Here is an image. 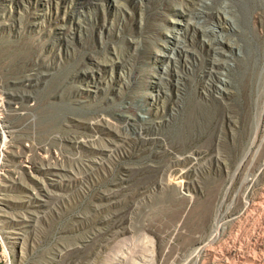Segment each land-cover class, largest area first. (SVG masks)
I'll use <instances>...</instances> for the list:
<instances>
[{"label":"rangeland","instance_id":"1","mask_svg":"<svg viewBox=\"0 0 264 264\" xmlns=\"http://www.w3.org/2000/svg\"><path fill=\"white\" fill-rule=\"evenodd\" d=\"M0 88V264H264V0H0Z\"/></svg>","mask_w":264,"mask_h":264},{"label":"built area","instance_id":"2","mask_svg":"<svg viewBox=\"0 0 264 264\" xmlns=\"http://www.w3.org/2000/svg\"><path fill=\"white\" fill-rule=\"evenodd\" d=\"M0 97L3 98V99H7L9 100V93L4 91V89H1L0 88ZM13 98H10V100H12ZM13 101V100H12ZM17 102L13 101V104L11 105V107L15 108V111L17 112V115H25V114H28V116L30 117L29 119V122H32L33 121V118L31 117L32 113H28V112H24L22 111L21 109L23 107L19 106L16 104ZM2 115V116H1ZM16 115V116H17ZM4 117H3V113L2 111L0 110V140L3 139V134H2V131H1V127L2 125L4 124ZM15 119H12L11 120V123L14 124V121ZM35 144H41V143H37V142H34L33 145H30L29 143H26V146H29V148L27 147H24V148H27V151H31L34 147ZM43 144V143H42ZM20 148H23L21 145H16L14 143V139H12L11 141V145H10V148L8 150H12V156H19V150ZM55 153H58V151L56 150ZM43 157V156H42ZM2 156H0V164L3 163V165L5 164V166H3L2 168H4V170H8L9 169V166H13L12 163H11V159H2ZM31 158L30 157V154L26 155V157H23V164H16L15 166H25L26 167V174L28 176L31 177V174L32 172H27V160ZM3 211V209H2Z\"/></svg>","mask_w":264,"mask_h":264},{"label":"bare ground","instance_id":"3","mask_svg":"<svg viewBox=\"0 0 264 264\" xmlns=\"http://www.w3.org/2000/svg\"><path fill=\"white\" fill-rule=\"evenodd\" d=\"M229 18H227L228 20ZM229 22H231L234 26V23H233V20H229ZM222 26V25H221ZM205 31V30H204ZM221 38V41H223V36L221 35L220 36ZM174 41L176 40L175 38H172ZM180 39V38H179ZM209 40V39H208ZM212 44V43H211ZM212 46V45H211ZM215 50V49H214ZM222 50V49H221ZM226 66H229V64L227 63ZM225 82V80H223ZM11 98V95L9 96ZM10 98L9 100H7L6 98L3 99L0 97V110L2 111L3 113V117H4V124L2 125L1 127V131H2V134L5 135V143H4V147L2 148V159H6V156L8 154V149L10 147V143H11V140L9 139V135H10V125H9V120H8V114L10 112V109H11V105L13 104L11 101H10ZM2 116V115H1ZM2 140V139H1ZM0 140V141H1ZM3 166H5V164L3 165V163L0 164V177H6V179H2L3 183H2V186H4V183L5 181L7 180V170H4V168H2ZM9 173V172H8ZM9 176V175H8ZM13 178V177H12ZM1 179V178H0ZM1 181V182H2ZM132 249V248H131ZM134 255V254H133ZM131 257V256H130ZM129 257V259H130ZM147 259V258H146ZM152 259V258H151ZM135 260V259H134ZM138 262V261H137Z\"/></svg>","mask_w":264,"mask_h":264}]
</instances>
